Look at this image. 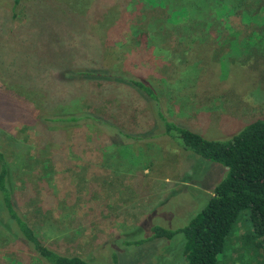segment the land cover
<instances>
[{
  "label": "rangeland",
  "instance_id": "1",
  "mask_svg": "<svg viewBox=\"0 0 264 264\" xmlns=\"http://www.w3.org/2000/svg\"><path fill=\"white\" fill-rule=\"evenodd\" d=\"M86 60L149 80L173 123L229 140L264 117V0H0V149L20 215L47 247L91 264H184L182 233L142 236L187 226L227 170L177 138L120 146L118 132L111 145L92 127L44 123L42 110L67 108L134 132L156 126V109L126 85H88L80 109L57 106L83 83L64 86V75ZM250 217L219 264H264ZM0 264L48 263L0 225Z\"/></svg>",
  "mask_w": 264,
  "mask_h": 264
},
{
  "label": "trees",
  "instance_id": "2",
  "mask_svg": "<svg viewBox=\"0 0 264 264\" xmlns=\"http://www.w3.org/2000/svg\"><path fill=\"white\" fill-rule=\"evenodd\" d=\"M84 62L90 66L64 75V86L69 81L77 79L83 82L82 84L80 81L75 82L80 84H77L73 100L65 94L64 102L57 106L66 105L68 108L73 106L80 109L81 99L74 100V97L87 89L88 85H101L106 88L126 85L150 101L152 107L156 109L157 114L154 113L156 126L144 133L134 132L90 109L72 112L67 108L55 114L42 110L40 116L44 115V123L51 128L92 127L100 131L111 145L117 141L113 137L110 139V134L118 132L122 140L120 146L157 141L159 137L175 141L177 138V142L186 152H192L206 161L222 165L227 170L224 179L214 188L207 205L187 226L178 232L158 227L153 236L149 234L142 236L141 241L149 242L154 238L172 239L175 233H182L185 238L184 264H219V256L225 251L226 239L234 231L242 214L249 211L254 240L257 242L255 258L264 260V117L246 124L229 140H208L186 126L173 123L164 115V111L159 110L160 97L149 80L133 75L119 66L96 68L92 65L94 61ZM11 175L7 156L3 149H0V225L48 264H91L80 257L62 255L47 247L38 238L16 207ZM245 238L246 236L243 244Z\"/></svg>",
  "mask_w": 264,
  "mask_h": 264
}]
</instances>
